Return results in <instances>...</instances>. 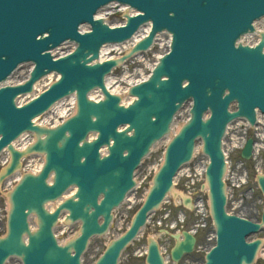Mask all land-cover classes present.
<instances>
[{
    "label": "water",
    "instance_id": "water-1",
    "mask_svg": "<svg viewBox=\"0 0 264 264\" xmlns=\"http://www.w3.org/2000/svg\"><path fill=\"white\" fill-rule=\"evenodd\" d=\"M110 2L128 5L143 15H125L124 28L110 29L103 20H93V14ZM263 14L264 0H0V84L18 66L33 64L25 83L0 85V152L6 147L10 153L0 182L19 167L21 157L44 156L41 171L23 175L8 193L7 233L0 238V264L11 257L22 264H81L88 240L107 230L111 211L134 185L133 171L140 160L170 134L174 114L188 101L192 102L190 119L166 146L163 164L130 228L113 240L94 264H116L148 214L170 191L177 171L190 161L198 140L210 161L205 175L216 235L205 264H252L260 240L246 242V238L260 226L225 212L221 140L232 119L242 117L253 124L255 108L264 114V34L253 48L235 45ZM147 21L152 24L149 36L120 61L146 50L155 34L164 30L171 34L170 51L146 82L130 88L129 95L137 99L123 107L119 97L110 95L103 85L104 76L117 61L89 63L97 59L103 44L129 39ZM80 24H88L91 32L78 33ZM66 41L74 43L75 49L53 61L49 51ZM51 72L60 79L17 107V96L31 92L33 84ZM96 87L104 95L99 103L86 97ZM74 91L77 107L72 117L51 129L32 122ZM232 102L237 103V111L229 113ZM205 112L209 118L202 120ZM24 132L33 133L35 141L20 152L11 142ZM89 134H95L91 141L86 139ZM102 147H106L104 156L99 154ZM250 152L248 140L241 157L248 159ZM49 176L51 184L47 183ZM257 180L264 196V176ZM70 187H75V192L49 213L45 204ZM61 212L67 213V222L81 223L77 237L64 245H59L53 234ZM31 215L36 217L35 231L29 229ZM261 220L264 223V206ZM182 236L183 240L174 236L173 261L193 249L194 237L187 232ZM146 263L163 264L155 241H149Z\"/></svg>",
    "mask_w": 264,
    "mask_h": 264
},
{
    "label": "rangeland",
    "instance_id": "rangeland-1",
    "mask_svg": "<svg viewBox=\"0 0 264 264\" xmlns=\"http://www.w3.org/2000/svg\"><path fill=\"white\" fill-rule=\"evenodd\" d=\"M121 22V21H120ZM118 23V22H115ZM163 51V50H162ZM161 52V49L159 46H157L153 52L147 53L144 58H142V64H138L135 62L134 64H129V71L125 76V80L129 81V79H138L139 73H143L147 71V67L151 66L155 62L154 54H158ZM134 72H133V71ZM144 70V71H143ZM137 72V73H136ZM24 73V72H23ZM19 75V73L13 78V81L15 80H21L24 78V75ZM115 75H118V77H121L122 72L120 69H117L115 72ZM122 87L125 86L124 82L121 83ZM113 85V84H112ZM186 113L181 111L179 115L176 117L174 124L176 126H179L182 124V122L186 119ZM165 147L164 142H159L157 145L153 148L150 155L143 161L141 167L136 171V180L138 183H141V187L134 193L131 194L130 197H134L136 199V204L133 206L131 210L128 211V217L125 220L123 228H125L126 224L129 223L131 215L137 210L138 206L140 205L138 202L143 199L145 192L150 184V178L153 174L152 168L154 166H157L160 164V160L162 158L163 149ZM252 162H248L246 167L249 169V175H250V182L247 186L248 189H252L253 196H251V192H247L244 196L240 195V192L238 189L233 188L234 190L231 191V193L234 196V200L237 201L238 206L235 205H228L227 210L231 211L233 213H236L238 215H242L246 218L255 219L256 217H259L260 210H261V203L260 198L261 195L256 190L255 184L252 182L254 179V175L252 172ZM264 170V167H263ZM241 173V170L238 172ZM227 185H229V188L231 189V180L229 179ZM4 190V186H0V213L2 215L3 224L5 223V217H6V193ZM175 192L183 195L185 192L182 185H177L174 188ZM183 193V194H182ZM241 196V197H239ZM241 199V201H240ZM186 216V223L184 225V229L189 228L190 225L196 223V218L192 216V214L189 211H184ZM127 213L126 210V204L121 205L118 209L115 210L114 216L115 221L112 228V233H110L109 236H102V237H94L91 239L88 249L85 252V254L82 257V263L83 264H92L96 258L102 253L104 250L106 244L113 238H115L116 234H120V231L116 230L118 226L119 219H124L125 214ZM72 231L76 232L78 229L77 225H73L70 227ZM180 229V228H178ZM61 230V227H58L56 229V232L58 233ZM116 230V231H115ZM171 234L174 233V231L170 232ZM1 235V234H0ZM201 235L203 236V232H201ZM201 236V238H202ZM148 237H154L158 240L159 244L161 246H166L169 248L173 245V240L169 236H159V232L156 227L152 226L151 224H147L145 229L143 230L142 234L138 238V240H135L132 245H130L121 255L119 259L118 264H145L144 258H140L138 255L144 251L146 248V242ZM255 236H252L251 238H254ZM259 237L263 238L264 240V232L259 234ZM61 240L65 239L66 236H59ZM202 248L195 250L193 253H191L188 256H185L181 264H202L204 261V253L207 249L208 245L211 242H207L206 240L202 242ZM7 264H18L16 259L10 260ZM256 264H264V251L259 256Z\"/></svg>",
    "mask_w": 264,
    "mask_h": 264
},
{
    "label": "bare ground",
    "instance_id": "bare-ground-1",
    "mask_svg": "<svg viewBox=\"0 0 264 264\" xmlns=\"http://www.w3.org/2000/svg\"><path fill=\"white\" fill-rule=\"evenodd\" d=\"M98 17H100V18H102L103 16H102V14H98ZM164 41L165 42V40H167L166 42H165V45H167L168 44V42H169V38L166 36V38H165V40H163V38L162 37H160L159 39H158V41ZM159 41V42H160ZM166 47V46H165ZM107 50H108V48H104L103 49V54H104V56H102V57H104V58H107V57H109V55H105L106 53H107ZM135 62H137L138 64H142V62H141V59H137ZM151 67V66H150ZM137 73V72H136ZM127 74V73H126ZM142 73H139V75H140V78L139 79H143L144 78V76L143 75H141ZM19 75H22V72L20 71L19 72ZM50 77L51 76H48L47 77V79L49 80L50 79ZM125 78H126V76L124 75V76H122L121 77V79H119V80H116V82H114V80L113 79H109L108 81V83H106V85H107V87H108V90L111 92V93H118V94H120L119 92H121L120 91V88H121V83L122 82H128V83H133V82H135V81H133L134 79H129V81H126L125 80ZM112 80V81H111ZM136 81H138V79L136 80ZM44 83L46 82V80H44L43 81ZM112 83H113V85H112ZM109 84L112 86V88H113V90H111V87L109 86ZM40 85L39 84H37V85H35V88H38ZM20 102H22V99L21 100H19ZM68 108H69V105L68 106H65V104L63 105V103L62 104H58L57 105V108H56V110H55V112L53 113V115H51V116H49L48 117V119H52V120H54V125L55 124H57V123H59L60 122V120H58V118H64V119H66L67 117H70L73 113H74V111H75V107L73 108V109H69L68 110ZM186 110V109H185ZM185 113V112H184ZM48 121L49 120H47V119H44V121H43V124H47L48 123ZM178 129V126H176L175 124L172 126V128H171V132H170V134H168V136H167V138L169 139L170 137H172V135H174V133L176 132V130ZM236 130H237V128H236ZM238 133V131L237 132H234V134H237ZM29 137H28V135H24V136H22L19 140L20 141H22V140H24L23 141V145L21 146V148L23 147V146H25V145H27V142H26V139H28ZM19 142V141H18ZM164 142V144L166 145L167 144V140H165V141H163ZM20 144H21V142H19ZM32 162V165H34V167H33V170L32 171H37L39 168H40V166H39V163L36 161V160H32L31 161ZM157 168H155V170H156ZM16 179H17V176L15 177V181H16ZM11 187V185L10 184H7V188H10ZM171 193V192H170ZM50 209H52V206L50 207Z\"/></svg>",
    "mask_w": 264,
    "mask_h": 264
}]
</instances>
